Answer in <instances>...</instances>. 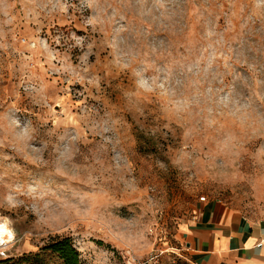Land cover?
I'll return each mask as SVG.
<instances>
[{
  "label": "rangeland",
  "instance_id": "374dc122",
  "mask_svg": "<svg viewBox=\"0 0 264 264\" xmlns=\"http://www.w3.org/2000/svg\"><path fill=\"white\" fill-rule=\"evenodd\" d=\"M201 197L264 221V0H0V264H191Z\"/></svg>",
  "mask_w": 264,
  "mask_h": 264
},
{
  "label": "crops",
  "instance_id": "0c3cea01",
  "mask_svg": "<svg viewBox=\"0 0 264 264\" xmlns=\"http://www.w3.org/2000/svg\"><path fill=\"white\" fill-rule=\"evenodd\" d=\"M182 243L191 264H264V221L205 199L194 204Z\"/></svg>",
  "mask_w": 264,
  "mask_h": 264
},
{
  "label": "trees",
  "instance_id": "16d2710c",
  "mask_svg": "<svg viewBox=\"0 0 264 264\" xmlns=\"http://www.w3.org/2000/svg\"><path fill=\"white\" fill-rule=\"evenodd\" d=\"M45 249L54 254L62 264H81L79 254L69 238L53 239Z\"/></svg>",
  "mask_w": 264,
  "mask_h": 264
},
{
  "label": "bare ground",
  "instance_id": "6f19581e",
  "mask_svg": "<svg viewBox=\"0 0 264 264\" xmlns=\"http://www.w3.org/2000/svg\"><path fill=\"white\" fill-rule=\"evenodd\" d=\"M0 228H3L5 230L3 233H0V241H2L0 242L1 246L2 243L9 242L12 239V234L10 233V231H8L4 224H0ZM9 233L11 234L10 236Z\"/></svg>",
  "mask_w": 264,
  "mask_h": 264
},
{
  "label": "snow or ice",
  "instance_id": "6c2138e0",
  "mask_svg": "<svg viewBox=\"0 0 264 264\" xmlns=\"http://www.w3.org/2000/svg\"><path fill=\"white\" fill-rule=\"evenodd\" d=\"M5 230L3 229V228H0V233H3ZM11 234L9 233V236H10ZM0 242H2V241H0Z\"/></svg>",
  "mask_w": 264,
  "mask_h": 264
},
{
  "label": "built area",
  "instance_id": "2783aa9c",
  "mask_svg": "<svg viewBox=\"0 0 264 264\" xmlns=\"http://www.w3.org/2000/svg\"><path fill=\"white\" fill-rule=\"evenodd\" d=\"M205 200L204 197L199 198V201L203 202Z\"/></svg>",
  "mask_w": 264,
  "mask_h": 264
}]
</instances>
